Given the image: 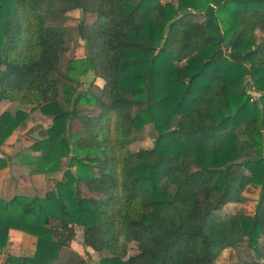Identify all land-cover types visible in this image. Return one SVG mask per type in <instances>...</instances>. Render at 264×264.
Instances as JSON below:
<instances>
[{
    "label": "trees",
    "instance_id": "obj_1",
    "mask_svg": "<svg viewBox=\"0 0 264 264\" xmlns=\"http://www.w3.org/2000/svg\"><path fill=\"white\" fill-rule=\"evenodd\" d=\"M96 1L0 0V103L19 107L0 148L39 111L51 123L20 159L63 174L43 198H0V253L10 230L36 238L3 264H86L76 232L100 264H216L244 244L263 258L264 0ZM73 11L95 15L77 28L98 93L70 86ZM148 125L153 147L128 152ZM253 187L252 215L220 214Z\"/></svg>",
    "mask_w": 264,
    "mask_h": 264
},
{
    "label": "rangeland",
    "instance_id": "obj_2",
    "mask_svg": "<svg viewBox=\"0 0 264 264\" xmlns=\"http://www.w3.org/2000/svg\"><path fill=\"white\" fill-rule=\"evenodd\" d=\"M89 1H91L94 6L97 5L96 0H89ZM164 2L175 3V0H164ZM68 16H69V20L67 22V25L70 27L69 35L71 39V42L69 45L70 47L69 48V58L74 61L73 65L75 67L74 82L70 83V86L78 90H81L83 92L89 89L91 91L98 93V87L100 86L101 82H99L94 77V74L92 72L87 71V69L84 66L83 60L86 55V46H85V43L80 39L78 28H77L81 23H83L84 27H89L95 20V15H92V14L84 15L81 13V11H73L69 13ZM262 41H264V26L256 30V42L260 43ZM2 103L4 104L5 102H2ZM3 104H0V107ZM7 108H9V104H5V106H3V109L6 110ZM8 110L11 111L12 109L9 108ZM24 111L28 113L29 115L28 118L11 135L9 139H12V140H9L10 142L8 141L9 144L8 145L4 144L6 146L2 147L4 151L3 156H7L12 160L13 159L21 160L20 157H23L22 154L27 152V148L33 142L37 140L40 133L42 132V129L47 128L51 123V119L42 115L39 111L35 113H29L30 108H25ZM81 130L82 129L80 127L79 122L76 120L73 121L72 122V134L80 133ZM155 138H156V133L154 132L152 127L148 125L140 133L134 134L133 140H131L130 144L127 146V151L136 152L139 149L152 148L155 142ZM12 164L10 166H12ZM32 169L33 168H30L31 171ZM36 175H43V176L40 178H33L32 180L34 182L33 187L35 190L34 197L43 198L46 193L54 189L56 182L62 180L63 174H62V171H59L55 173L36 174ZM32 176H35V174H32ZM9 177H10L9 174L0 175V179L2 182L6 181ZM38 179H39V182L36 183ZM81 190L85 196H89V194L87 193L84 187H81ZM259 191L260 189L258 187L251 188V192L246 194L247 201L245 203L243 204L235 203L234 205H228L222 209L220 214L222 216H229L234 213L236 214V212H243L247 215H252L254 213L255 204L258 200ZM27 235L33 238L34 241H36V238L34 236H31L29 234ZM69 246L71 250L77 252L79 255H81L85 259L86 264H100L99 259L104 255V254L102 255L96 254L91 250H85V248H83L81 245V236L79 232H76L75 239L69 243ZM4 251H7L6 247ZM34 253H32L31 256H27V257H32ZM134 253L135 252L133 250V247H131L129 254L131 255ZM9 254L12 255L11 253ZM263 255H264V251H263ZM257 257L258 256L255 254V252L247 248V246L244 244L242 246H239L236 249H227L224 252H222L221 256L218 257L219 259L217 260L216 264H241L244 261H248L252 259L257 260L261 263H264V257L263 258H257Z\"/></svg>",
    "mask_w": 264,
    "mask_h": 264
},
{
    "label": "crops",
    "instance_id": "obj_3",
    "mask_svg": "<svg viewBox=\"0 0 264 264\" xmlns=\"http://www.w3.org/2000/svg\"><path fill=\"white\" fill-rule=\"evenodd\" d=\"M0 104H3V103L1 102ZM5 104H9V108H11L12 110L11 111L8 110L9 108H7L6 110L3 109V106H5ZM0 110H1L0 112L2 111L4 112L5 110L6 112L14 114L16 111L19 110V107L15 104H10L8 102L7 103L5 102L0 107ZM9 140H12V139H8L5 143L6 145L9 144L10 142ZM6 145H3L2 147ZM2 147L0 148V157H2L4 153ZM25 163L26 162L24 161V159H21V160L14 159L12 166H9L8 168H5L4 170L0 171V175L1 174L10 175V177L4 182H2L0 179V198L1 199L9 200L13 198L14 196H23L27 198L34 197L35 190L33 187L34 182L32 180L33 178H40L43 175L35 174V176H32L30 167L27 166ZM38 182H39V179L36 181V183ZM35 242L36 241H34V239L28 236L27 234L20 232V231L11 230L9 233L8 242L6 245V250L16 257L31 256L32 253H34L35 251ZM5 258L6 256L4 255V253L0 254V264H3V262L5 261Z\"/></svg>",
    "mask_w": 264,
    "mask_h": 264
}]
</instances>
